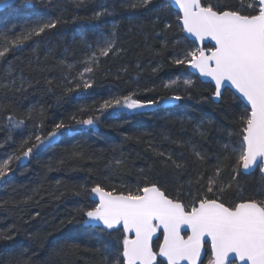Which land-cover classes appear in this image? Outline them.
<instances>
[{
  "label": "snow or ice",
  "instance_id": "6c2138e0",
  "mask_svg": "<svg viewBox=\"0 0 264 264\" xmlns=\"http://www.w3.org/2000/svg\"><path fill=\"white\" fill-rule=\"evenodd\" d=\"M11 2L0 0V6ZM70 2L76 8L86 4V0ZM44 3L61 14L39 18L33 26L20 32H16V26L12 25L0 33V58L14 49L22 50L34 37L53 33L62 24L101 21L115 16L119 8L144 9L152 13L155 36L160 38L162 48H166L169 40L165 33L173 24L165 14L174 11L176 27L186 34L176 39L175 44L184 41L189 47L182 50V55L172 56L170 62L192 69L199 78L209 82L213 91L202 100L220 103L227 90L231 92L233 102L239 101L236 128L219 129L222 135L215 150H206L193 137L183 139L163 134L165 141L183 151L163 148L153 139L145 141L146 150L156 159L147 168L138 170L140 175L135 185L121 184L106 189L103 184L94 183L91 187L82 184L72 188L74 196L85 200L90 198L92 203L75 209L81 220L73 216L67 223H81L85 228L114 240L111 249L107 242L96 249L99 254L97 264H203L201 257L205 247L211 250L208 264H237V261L240 264H264V187L247 194L238 179L254 170L264 176V0H236L235 5L221 0H129L119 5L100 0L91 16L74 15L71 18L62 14L64 9L59 0H44ZM24 6L32 7L31 0H26ZM157 24L161 26L160 31H155ZM78 39L86 47V54L78 62L82 69L75 76H64L66 83L57 85L62 87L58 102L72 93L92 89L101 58L122 51L118 47L116 24L106 33L95 34L91 42L83 34ZM205 41L209 43L205 44ZM145 46L149 47L147 37ZM60 63L69 70L75 67V64H66L65 60ZM27 67L43 71L38 56L35 61L29 60ZM46 83L52 85L54 82L46 78ZM178 83H181L179 78L169 80L164 88L169 89ZM182 83L187 89L192 88L195 81L183 79ZM31 87L32 82L22 74L17 76L11 66L0 77V92L4 93L5 99L9 93L14 98ZM48 91L52 88L49 87ZM137 95L136 91H131L110 95L100 103L92 101L91 105H79L69 114L67 121L62 119L55 123L46 135L33 133L22 138L16 150L0 159V181L11 173L14 162L24 163L34 151L50 147L60 137L73 135L84 128H95L105 114L118 118L124 112L143 113L147 108L160 106L161 101L173 104L192 98L186 92L185 95L172 94L141 101ZM34 111V107L28 108L23 116H17L10 104L0 103V112L5 113V127L9 132L23 130ZM40 112L43 114V109ZM38 126L42 127V121ZM195 136L200 140L207 139L208 129L203 122L194 129ZM124 139L139 143L142 136H125ZM113 152L104 165L109 174L127 167L125 154L121 151L116 155V149ZM82 155L76 150L71 153L73 157ZM63 162L61 159L60 163ZM157 163L168 170L169 175L155 174ZM225 174L230 179L225 180ZM63 194L61 192L60 196ZM31 199V196L27 197V200ZM154 237L157 243H154ZM13 238L10 233L0 232V239ZM78 247L74 243L65 244L54 252L67 256ZM7 264H31V260L25 251H21Z\"/></svg>",
  "mask_w": 264,
  "mask_h": 264
},
{
  "label": "trees",
  "instance_id": "16d2710c",
  "mask_svg": "<svg viewBox=\"0 0 264 264\" xmlns=\"http://www.w3.org/2000/svg\"><path fill=\"white\" fill-rule=\"evenodd\" d=\"M31 2L32 7L29 8L24 6L26 0H17L10 8L1 12L0 33L12 25L16 26V32H20L33 26L39 18L61 14L55 9L48 8L44 0ZM99 2L100 0H86L83 7L76 8L70 0H59L64 9L62 14L68 18L74 15L91 16ZM108 2L119 5L129 0ZM221 2L236 4V0ZM165 15L173 24L165 33L169 40L166 48H162L160 38L155 36L152 24L154 17L147 10L119 8L115 16L106 17L103 20L105 27H109L108 24L117 25L118 47L122 51L118 55L101 59L100 66L95 72L96 82L92 89L81 90L79 94L72 93L59 102L57 97L62 94V87L57 85L62 86L66 83L64 76H72L73 70L79 69L78 62L86 54V47L79 41L77 30L82 29L84 36L91 42L96 34L93 32L97 31L99 23L81 20L62 24L57 30H53V33L34 37L22 50L14 49L4 58H0V77L3 76L4 70L11 66L17 76L22 74L33 84L27 92L14 98L9 93L5 99L4 93L0 92V103L10 104L17 116H23L28 108L34 107L32 119L28 120L26 125L32 130L39 129L38 125L42 121L39 133L41 135L50 132L53 125L60 120L67 121L69 114L79 105H91L92 101L100 103L105 95L128 92L133 87L138 88V99L141 101L160 99L172 94L185 95L186 92L192 97L181 100L174 107L161 101L160 106L149 111L128 115L122 113L118 118L105 114L95 128H84L73 135L60 137L50 147L39 152L34 151L33 156L24 163L17 162L13 165L10 177H5L0 184V232L10 233L14 238L0 239V264H7V261L21 251L27 253L31 264H97L99 254L96 249L104 242H107L111 249L114 240L102 236L98 231L93 232L85 228L81 223L75 221L67 223L68 219L76 216L75 209L92 203L89 199L74 196L71 191L73 187L82 184L91 187L94 183H101L106 189L119 187L121 184L135 185L140 175L138 170L147 168L156 159L146 150L145 141L149 139H153L163 148H174L180 152L183 150L165 141L163 134H169L173 138L193 137L206 150H215L216 142L222 135L219 129L236 128L240 111L236 105L239 101L231 100V92L226 90L220 103L202 100L212 92L210 85L200 83L192 77L186 66H176L170 62L172 56L182 55V50L189 47V44L184 41L179 45L175 44V40L180 39L183 34L176 27L174 11ZM160 27L157 24L155 31H160ZM74 36L77 37L76 40L73 39ZM146 37L149 47L145 46ZM36 41H39V44ZM37 56L43 71H33L27 67L28 61H35ZM61 60H65L66 64H75V67L69 70L65 64L60 63ZM46 78L53 80L54 83L48 85ZM177 78L181 83L169 89L164 88L167 81ZM183 79L194 80V86L186 89L182 83ZM49 87L52 91H48ZM198 100L201 102L198 103ZM40 109H43V114ZM4 116L5 113L0 112L2 157L10 149H17L20 145L18 142H21L17 140L20 136L12 137L13 130L9 132L5 127L7 121ZM201 122L208 129V137L205 140H200L198 136L194 137V129ZM138 135L142 136L139 143L124 139L125 136ZM113 149H116V155L121 151L125 154L127 167L109 174L104 165L114 155ZM73 150L80 151L83 155L73 157L71 156ZM61 159L63 163H60ZM154 173L161 176L169 175L168 170L163 169L158 163L155 165ZM224 179L228 180L230 177L225 174ZM238 179L242 190L247 194L264 187V180L258 170L242 174ZM57 181H60V184H57ZM169 188L172 186L169 185ZM61 192L64 193L63 196H60ZM29 196L32 197L31 200H27ZM37 213L39 215H36ZM81 219L82 217L76 216V220ZM73 243L79 247L72 253L67 256L55 254L54 250ZM209 257L210 252L206 247L203 264H208Z\"/></svg>",
  "mask_w": 264,
  "mask_h": 264
},
{
  "label": "rangeland",
  "instance_id": "374dc122",
  "mask_svg": "<svg viewBox=\"0 0 264 264\" xmlns=\"http://www.w3.org/2000/svg\"><path fill=\"white\" fill-rule=\"evenodd\" d=\"M89 1H93V0H89ZM175 13V12H174ZM105 19V18H104ZM104 19H102L101 21H96V23H99L97 26L99 27L98 29H97V31L96 32H93V33H106L107 32V30H110L111 29V24H108V25H110L109 27L107 26V27H105L104 26V23H103V20ZM111 23V22H110ZM83 30L82 29H78L77 30V35L79 36L80 34H83ZM85 34V33H84ZM83 34V35H84ZM111 55V54H110ZM105 57H102L101 59H104ZM82 69V65L80 64V66H79V69L78 70H73V74H72V76H75L76 75V73L79 71V70H81ZM98 69V68H97ZM131 91H136L137 93H138V95H139V90H138V88H136V87H133L131 90H129L128 92H131ZM127 91L126 92H124V93H121V94H113V95H123V94H127L128 93ZM137 95V99H138V96ZM107 98H109V95H105L104 96V98L103 99H107ZM102 100V99H101ZM171 106H176L175 104H170ZM151 108H147V109H145L143 112H146V111H149ZM124 114H136V113H130V112H124ZM42 127H39V129H34V130H32V129H30V127H28L27 125H26V127L23 129V130H13V133H12V137L13 136H15V135H17L18 137L20 136V138H18L17 140L18 141H21L22 140V138H24V137H27L28 135H30V134H33V133H40L41 132V129ZM11 134V133H10ZM21 135H23V136H21ZM18 143H20V142H18ZM14 150H16V149H10L3 157L1 156V152H0V159H4L8 154H11ZM43 153V152H42ZM42 153H40V154H42ZM39 154V155H40ZM17 162H14L12 165H11V167L13 166V165H15ZM9 178L10 177V174L8 175V176H6V178ZM2 183V181H0V184Z\"/></svg>",
  "mask_w": 264,
  "mask_h": 264
},
{
  "label": "water",
  "instance_id": "95a60500",
  "mask_svg": "<svg viewBox=\"0 0 264 264\" xmlns=\"http://www.w3.org/2000/svg\"><path fill=\"white\" fill-rule=\"evenodd\" d=\"M16 1H17V0H12V2H11L10 4H8L7 6H0V13L3 12V11H5L6 9L10 8V7H11ZM184 35H186V34L183 33V36H184ZM208 43H209V42L205 41V44H208ZM188 71H189L190 73H192L193 75H197V76H198V73L193 72L192 69L188 68ZM197 78H198L200 81H202L203 83H209V82H207V81H204L203 78H199V76H198ZM173 104H176V103H173ZM254 171H256V170H254ZM254 171H253V172H254ZM251 173H252V172H251ZM261 177H262L263 180H264V176L261 175ZM89 200L92 202V200H91L90 198H89ZM158 234H159V233H157V235H158ZM161 239H162V237H161ZM155 240H156V237L153 238V241H155ZM208 250H209L210 255H211L210 247H208ZM205 254H206V249H204L203 252H202V257H201L202 261H203V259H204V257H205ZM237 264H240V262L237 261Z\"/></svg>",
  "mask_w": 264,
  "mask_h": 264
},
{
  "label": "flooded vegetation",
  "instance_id": "af4514ba",
  "mask_svg": "<svg viewBox=\"0 0 264 264\" xmlns=\"http://www.w3.org/2000/svg\"><path fill=\"white\" fill-rule=\"evenodd\" d=\"M183 34V33H182ZM187 71H188V67H187ZM188 73L192 76V77H195L200 83H203L202 81H200L197 77V75H193L192 73H190L189 71H188ZM203 84H208V85H210L209 83H203ZM210 87H211V90L213 91V88H212V86L210 85ZM212 93V92H211ZM211 93H210V95H211ZM209 95V96H210ZM179 103V102H178ZM178 103H176L175 105H178ZM154 109V108H153ZM253 173V172H252ZM159 235V234H158ZM208 248V247H207ZM205 249H206V247H205ZM205 258V257H204ZM204 260V259H203Z\"/></svg>",
  "mask_w": 264,
  "mask_h": 264
}]
</instances>
